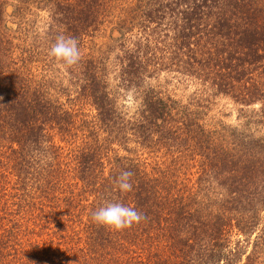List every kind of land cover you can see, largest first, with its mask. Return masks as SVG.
<instances>
[{
    "label": "trees",
    "instance_id": "16d2710c",
    "mask_svg": "<svg viewBox=\"0 0 264 264\" xmlns=\"http://www.w3.org/2000/svg\"><path fill=\"white\" fill-rule=\"evenodd\" d=\"M12 2L0 0V264H264V0ZM115 7L128 13L113 79L139 99L132 115L107 59L85 51ZM58 35L77 39L76 64L49 56ZM163 73L196 85L189 103L162 97L150 81ZM217 97L239 127L206 123ZM123 170L131 192L115 186ZM108 201L146 219L97 225Z\"/></svg>",
    "mask_w": 264,
    "mask_h": 264
},
{
    "label": "rangeland",
    "instance_id": "374dc122",
    "mask_svg": "<svg viewBox=\"0 0 264 264\" xmlns=\"http://www.w3.org/2000/svg\"><path fill=\"white\" fill-rule=\"evenodd\" d=\"M12 2V0H10ZM13 3V2H12ZM117 6V5H116ZM115 11H111L108 13V21L112 23L109 24L108 28L105 29H99L98 33L94 36L92 39V43L89 44V46L86 48V52L89 51L92 55H97V57H102L103 59L106 58L107 60V66L110 67V73H109V79L112 82V86L114 90L118 91L119 94V103L121 106V109L124 110V112L127 115L135 114V111L137 110L139 106V99L134 97V93L131 89L129 90H123L119 87H116L114 77V63L112 61L116 59V55L120 53V50L118 49V46L116 45V42L118 40V37H120V33L117 30L120 28L119 25H115L116 18H124L126 17L127 13H125L123 10L121 11L118 7H115ZM12 5H9L7 8V12L10 13L12 11ZM40 14L42 16H45V12L41 11ZM14 18L12 19V23L10 25L12 27L15 26V23L13 22ZM138 25L136 27L132 28L131 34H137L138 33ZM128 35V34H127ZM124 37H120L122 40ZM104 61V62H105ZM152 84H157L161 89L162 97L171 96L173 99H177L182 104H187L190 101V98L194 92V85L188 77L180 76V75H165L164 73L161 74L159 78H154L150 81ZM84 111L88 114V119H91L94 117L95 110L90 107L89 105L83 106ZM203 117L206 120V123L216 129L222 128L224 125L229 126H240L241 125V119H237V108L236 105L231 102V100L224 98V97H217L213 100V103L210 105V107L205 110H203ZM141 159L148 158V155L142 154L140 155ZM150 160V159H148ZM192 171H195V169H192ZM48 233V232H45ZM32 232L27 233L25 236L22 237V242L24 243V247L26 250H30L28 247V243H32L36 237V235H32ZM43 239L47 240V235H41ZM40 237V236H39ZM37 237L38 239H40ZM43 241V240H42ZM41 241V242H42ZM7 246H9V243H6ZM17 245V244H16ZM18 246H20L18 244ZM21 248V247H20ZM44 248V246L42 247ZM250 250V247H248V251ZM21 260L12 261L11 264H19L20 261H24V254L19 256Z\"/></svg>",
    "mask_w": 264,
    "mask_h": 264
},
{
    "label": "clouds",
    "instance_id": "9594fccd",
    "mask_svg": "<svg viewBox=\"0 0 264 264\" xmlns=\"http://www.w3.org/2000/svg\"><path fill=\"white\" fill-rule=\"evenodd\" d=\"M48 54L57 61H63L66 65L72 66L80 60L78 41L75 37L58 35ZM133 175L134 173L128 170L120 172L114 181L119 191L127 193L133 190L131 182ZM91 219L97 225L115 231H123L139 225L146 219V216L131 206L108 201L91 213Z\"/></svg>",
    "mask_w": 264,
    "mask_h": 264
}]
</instances>
